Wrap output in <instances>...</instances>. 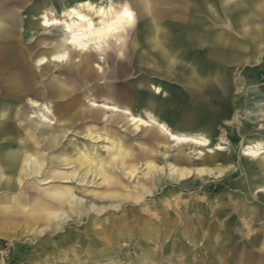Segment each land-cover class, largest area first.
<instances>
[{
	"label": "rangeland",
	"instance_id": "obj_1",
	"mask_svg": "<svg viewBox=\"0 0 264 264\" xmlns=\"http://www.w3.org/2000/svg\"><path fill=\"white\" fill-rule=\"evenodd\" d=\"M75 1L0 0V6L9 8L0 14V21H15L11 38L15 69L13 74L0 69V111L10 115L9 134L26 137L42 166L37 174L29 170L19 191L10 195L20 197L21 207L33 218L43 214L52 218L54 213L67 211L60 207L32 209L37 201L29 202L28 194L37 193L57 203L53 197L74 192L85 204L79 203L71 216L64 214L32 226L22 220L13 225L0 220V264H264V208L256 213L261 214V221L253 223L250 217L256 212V203L264 204V193L249 195L244 190L245 169L253 159L246 149L261 143L264 157V100H256L259 95L264 99V47L256 65L248 61L241 66L247 53L238 49L234 51L242 54L236 56L239 62L231 63L230 57L227 62L212 60L215 66L207 69L213 84L200 100L186 89L181 73L159 77L153 75L158 73L153 67L137 62L141 49L138 34L143 23L153 19L159 33L171 31L176 38L193 15L205 19L207 27L234 34L230 29L235 24L232 4L214 0V15L209 4L194 13L191 0H151V12L142 10L143 0H89V5L82 0L79 10L86 23L110 19L125 7L134 21L88 52H77L67 45L64 25L41 26L44 12L49 19L71 22L68 5ZM63 51L68 52V62L49 61ZM43 59L49 62L42 64ZM87 60L90 77L87 69L77 66ZM68 81L74 89L62 91ZM154 85L161 86L160 94ZM125 92L129 95H122ZM150 98L162 103L163 110L153 113ZM92 102L99 104L94 112L99 117L69 120L72 114L91 110ZM254 102L261 103L259 108ZM101 104L130 110L137 118L151 114L175 135L188 131L175 129L169 122L183 109L193 111L212 129V152H205L219 153L221 168L212 166V174L198 175L195 169L203 147L178 146L161 128H138L122 113L104 112ZM90 133L102 139L92 141L87 136ZM187 134L201 139L196 131ZM5 139H0V160ZM153 140L159 148L152 146ZM219 146L222 151H217ZM134 148H155L159 156L155 164L163 167L167 176L169 163L193 172L180 183L168 180L159 185L155 174L147 173L145 163L136 171L122 169L121 159L130 158L125 154ZM175 156L188 163H176ZM89 170L93 174L86 178ZM54 176L57 178L52 179ZM47 180L54 183L46 184ZM28 186L32 190L25 189ZM3 195L5 191L0 189ZM225 233L231 238L225 239Z\"/></svg>",
	"mask_w": 264,
	"mask_h": 264
},
{
	"label": "bare ground",
	"instance_id": "obj_2",
	"mask_svg": "<svg viewBox=\"0 0 264 264\" xmlns=\"http://www.w3.org/2000/svg\"><path fill=\"white\" fill-rule=\"evenodd\" d=\"M191 1L193 5L192 11L194 13H197L203 4H209V12L214 15L217 14L215 5L212 4L214 0ZM85 2L89 5V0H85ZM220 2L221 4H232L230 10L235 24H232V26H230V29L234 31V34L230 33L228 30L219 29V24H217V30L213 29L211 26L207 27V21L205 19L193 15L187 25V28L180 34V36L173 38L171 31L163 34L159 33L157 28L155 27L153 19H148L143 23L138 34L141 49L138 55L137 62L153 67L156 72H158L159 75L162 76L169 75V73L171 72L181 73L184 76L186 89L192 96L200 100L205 99V95L202 94L209 86L213 84V76L211 73H208L207 69L212 65L215 66V64L212 63V60L216 59L225 61V59L230 57L231 63H236V61L239 62L240 59L236 60V56H239L241 58L242 54L240 56V52H238L239 54H237V51L236 53L234 51L238 49L244 53H247V56L243 61H241L242 63H240L241 66H244V64L248 61H253L254 65H256L259 62L258 57L262 55L260 53L263 51L264 47V0H262V2L261 0H220ZM82 3V0H76L75 2L68 5L70 12L69 16L72 20L71 22L63 23L58 19H49L47 16L48 14L45 15L46 13L44 12V17L42 16L43 23L41 26L50 28L64 25V34L66 36L67 45L72 46L77 52H88L94 45L107 40L110 36L103 39L100 37L90 36L89 39L82 41L83 44L87 45V48L85 50H80L78 46L69 44L68 40L71 39L74 34L89 35V33L87 32L89 28H91L93 31H99L100 29L111 25L117 17L122 16L123 11L119 15L112 16V18L105 21L86 23L84 20L80 19V17L83 16L79 10ZM141 7L142 10L147 12H151L154 9V5L151 0H143ZM8 9L0 6V14H2V12L6 13ZM255 9H257V11ZM128 11L130 10L128 9ZM78 19L84 22L78 24ZM133 21L134 17L132 22ZM127 24L130 23L125 17L122 28H124ZM14 27L15 21L11 18L3 19L0 21V32L2 34L0 37V56L2 55V60H0V69L1 71H7L8 73L10 72L12 74V70L15 69V65L12 66L11 64V60H13L12 54L15 53V49L11 47V38L14 36ZM69 29H71V31H69ZM237 38L240 39L238 40ZM183 47H185L186 49L182 51L181 49ZM232 51H234V53H232ZM65 53H67V59L58 60L51 58L49 59V61L58 64L68 62L69 55L67 51H63L53 56H63ZM49 61L43 59L42 64H45ZM77 66L78 68L87 69L88 77L92 76L90 75L91 65L89 64L88 60L79 62ZM7 80H11V77H9ZM63 85L64 86L62 88V91L67 92L74 89V84L70 81L64 82ZM54 89L57 92H61V88L55 87ZM153 89L155 90L156 94H160L161 86L154 85ZM262 97V95H259L256 97V100L262 102L264 100ZM148 103L153 113L163 110V104L158 102L154 98H150ZM260 104L254 102V106L257 108H259ZM100 106L101 109L106 113L110 112L116 115H118V113L124 114V116L128 117L129 121L133 122V124L138 128H149V130H155V127L161 128V130L168 134L170 139L178 146L200 145V147H203V149L200 151V154H202L201 160L197 163L198 167L195 169V172H197L198 175L202 176L212 174L213 171L209 168H212V166H214L216 169L221 168L220 162L222 160V157L220 156V154L217 153L216 155H208L205 152H212L209 143V138L212 135V129L210 125L206 124L203 118H201L202 116L200 117V115L194 113L193 111L188 112L183 109L180 112V116L173 118L169 123L170 125H174L176 127L175 129H181L183 132L184 129H187L188 132L191 130L193 132L196 131L200 135L201 139L189 136V134H187L188 132H184L183 135H175L166 127V125L158 123V121L151 114H149L148 118H137L133 116L130 110H121L117 106H111L107 104H101ZM96 107H99V104L92 102V108H90L91 110H81L80 112L72 114L69 120L72 121L78 116L84 117V119H95L96 117H99L98 115L94 114V112H97V110L95 109ZM10 119V115L4 113L3 111H0V139L6 137V139L4 140V144H2L3 151L0 160V189H3L5 191V195L0 196V220L12 223V225L13 223L22 220L24 224H26V226H32V224L35 225L40 221L51 222L53 219H57L59 218V216H62L64 214H67L68 216L73 215L75 212H77L80 204H83V199L76 197V195H74V192L56 198L53 197V199L57 203L46 201L40 194L37 193L28 194L27 197L29 202L30 200L37 201V203L32 206V209L41 210L47 208L49 209V211H51V209H54L53 207H60L65 208V210L67 211L64 212V214L54 213L52 218L49 217V215L46 216L44 214L43 216H39L36 218L31 217L28 211L21 207V198L18 196L11 197L10 194L19 191L24 182V179L30 175L29 170L31 171V173L37 174L40 172L39 170H41L42 166H40V163H38L35 152H32V144L26 137H13L12 134H9L12 129L10 128ZM44 133L45 131H43V134ZM87 136L92 141H100L102 139V136H100L99 134L90 133L87 134ZM155 140L151 141V144L153 147L157 148L158 144ZM19 145L21 146L20 149L18 147ZM162 148H164V152L169 151V148H167L166 145H163ZM262 149L263 148L261 143L257 144L255 147H249L246 149V152L248 153L247 155L253 158L250 163L247 164L245 169L247 178L245 179L246 181L244 183V190L246 194L249 195L251 193H255L256 191H262L264 193V157L261 156L263 154ZM222 150V146H219L217 148V151ZM125 156H130V158L124 157L123 159H121L120 162H122V169L125 170L130 167L132 170L136 171L138 168L137 166L140 163H145L148 167L147 173L155 174L156 182L162 186L166 184L168 180H172L175 183H180V181H182L181 179L187 178L193 172L186 167H181L173 163H169L168 167L170 173L167 176L166 174H164L165 169L163 167H158L155 164V161H157L159 158L155 148H149V150L147 151H139L134 148L132 151L127 152ZM173 158L178 164L188 163L181 157L175 156ZM160 160L164 162L168 161V159L165 158H160ZM99 172H101V168ZM88 173L93 174V171L89 170L88 172H86V174L84 175L86 178L88 177ZM56 178L57 177L54 176L52 179ZM47 181L48 182H46V184L54 183V180ZM29 188L31 189L30 186L26 187L25 189ZM85 202L86 204L88 203L87 201ZM253 207L255 208L256 212H253L254 214H250V217L253 223H257L261 221L262 218L260 217L261 214L256 213H260V210L264 208V204L256 203ZM227 230H230V227H227ZM229 238H231V235L229 233H225V239Z\"/></svg>",
	"mask_w": 264,
	"mask_h": 264
},
{
	"label": "snow or ice",
	"instance_id": "obj_3",
	"mask_svg": "<svg viewBox=\"0 0 264 264\" xmlns=\"http://www.w3.org/2000/svg\"><path fill=\"white\" fill-rule=\"evenodd\" d=\"M125 17L127 18L129 23L132 22L133 16L132 13L128 11L127 7L124 8L122 16L117 17L111 25H108L105 28L100 29L99 31H93L91 28H89L87 30L89 35L74 34L71 39L68 40V43L72 44L73 46H78L80 50H85L87 48V45L82 43L83 40L89 39L90 36L100 37L103 39L111 36V34L117 31L122 30ZM80 19L84 20V17L81 16ZM69 31H71V29H69ZM52 58L58 60H65L67 59V53H65L63 56H53Z\"/></svg>",
	"mask_w": 264,
	"mask_h": 264
},
{
	"label": "crops",
	"instance_id": "obj_4",
	"mask_svg": "<svg viewBox=\"0 0 264 264\" xmlns=\"http://www.w3.org/2000/svg\"><path fill=\"white\" fill-rule=\"evenodd\" d=\"M153 75H156V76H159V77H164V76H162V75H158V73H153ZM122 95H129V94H127V92H125L124 94H122ZM113 101H115V100H113ZM117 101V103H120V101H118V100H116ZM179 110V109H178ZM177 110V111H178Z\"/></svg>",
	"mask_w": 264,
	"mask_h": 264
}]
</instances>
